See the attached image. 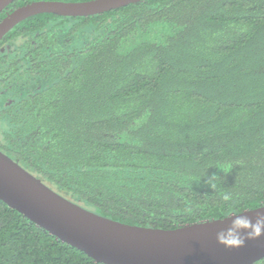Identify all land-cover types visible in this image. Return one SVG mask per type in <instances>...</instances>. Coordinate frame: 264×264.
I'll use <instances>...</instances> for the list:
<instances>
[{
	"label": "trees",
	"instance_id": "16d2710c",
	"mask_svg": "<svg viewBox=\"0 0 264 264\" xmlns=\"http://www.w3.org/2000/svg\"><path fill=\"white\" fill-rule=\"evenodd\" d=\"M0 90V149L96 213L176 228L264 205V0L31 16L0 41ZM0 264L106 263L0 199Z\"/></svg>",
	"mask_w": 264,
	"mask_h": 264
},
{
	"label": "water",
	"instance_id": "95a60500",
	"mask_svg": "<svg viewBox=\"0 0 264 264\" xmlns=\"http://www.w3.org/2000/svg\"><path fill=\"white\" fill-rule=\"evenodd\" d=\"M14 0H0V12ZM143 0H36L12 10L0 21V40L23 20L40 14L88 16ZM0 199L69 243L106 264H254L264 258V237L240 249L216 241L230 220H204L176 228L125 223L70 200L0 149ZM261 206L246 209L253 217ZM235 218V217H233ZM207 223V224H205Z\"/></svg>",
	"mask_w": 264,
	"mask_h": 264
},
{
	"label": "clouds",
	"instance_id": "9594fccd",
	"mask_svg": "<svg viewBox=\"0 0 264 264\" xmlns=\"http://www.w3.org/2000/svg\"><path fill=\"white\" fill-rule=\"evenodd\" d=\"M218 177L215 174L208 176L206 172L201 179H204L207 185L214 188ZM245 212L253 211L237 208L224 213L223 218L219 222L223 223L230 220L231 223L228 227L216 233L218 244L228 249H240L245 247L248 241H260L264 237V205L259 210L254 211L255 215L253 217L244 215Z\"/></svg>",
	"mask_w": 264,
	"mask_h": 264
},
{
	"label": "flooded vegetation",
	"instance_id": "af4514ba",
	"mask_svg": "<svg viewBox=\"0 0 264 264\" xmlns=\"http://www.w3.org/2000/svg\"><path fill=\"white\" fill-rule=\"evenodd\" d=\"M1 20H2V19H1ZM1 20H0V21H1ZM4 37H5V36H4ZM4 37H3V38H4ZM3 38H2V39H3ZM2 39H1V40H2ZM1 40H0V41H1ZM1 92H2V91L0 90V93H1Z\"/></svg>",
	"mask_w": 264,
	"mask_h": 264
}]
</instances>
